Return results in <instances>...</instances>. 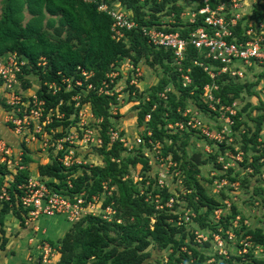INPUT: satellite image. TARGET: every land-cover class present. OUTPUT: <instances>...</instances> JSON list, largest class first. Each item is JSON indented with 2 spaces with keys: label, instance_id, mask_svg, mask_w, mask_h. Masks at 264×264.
Returning <instances> with one entry per match:
<instances>
[{
  "label": "trees",
  "instance_id": "1",
  "mask_svg": "<svg viewBox=\"0 0 264 264\" xmlns=\"http://www.w3.org/2000/svg\"><path fill=\"white\" fill-rule=\"evenodd\" d=\"M222 1L228 2L209 0V4L215 7ZM101 2L109 6L117 3L134 20L135 26L124 29L121 39L111 37L112 19L106 12L97 9ZM197 3L198 0H188L187 4L180 0H0V56L14 51L25 57L28 63L22 69V80L24 73L33 72L37 75V96L45 100L47 107L62 101L59 109L64 112V117L60 121L54 120L52 126L59 123L66 125L70 113L76 114V109L72 112L74 100L71 97L74 94L79 95L80 103H89L95 118H101L98 125L102 143L93 149L101 157L102 165L64 166L56 156L48 163L38 164L39 175L57 179V184H48L69 197L80 192L85 199L93 194H101L102 205H111L115 211L111 220L85 214L71 222L60 238L48 240L58 254L57 259L50 257L51 262L44 263L41 261V254H37L31 261L18 264H151L154 259L149 248L172 249L168 253V260L157 261L158 264H171L175 255L177 262L182 259L183 264H205L200 244L194 239L184 241L186 233L183 231L191 230L190 234L194 238V230L197 228L199 233L209 231L205 234V242L212 244L213 233H219L227 247L231 244L239 251L246 249L239 253L228 249L226 254H216L214 251L215 260L212 264H264V257L255 253L256 246H264V231L260 226H246L241 224L242 221L232 224L230 218L238 211L234 205L231 213L221 214L217 220L212 219L213 211L217 208L222 210L226 204L224 200L219 202L213 192L209 193L198 175L200 167L208 162L207 159L216 162L217 148L211 147L212 151L208 153L195 148L192 137L203 140L198 130H177L167 126L176 120L186 119L187 116H183L182 112L188 106H196L202 114L213 116L217 113V110L207 108L203 100L202 90L205 84L214 83L217 86L212 89L213 96L218 99L214 102L215 107L230 105L234 100H244V94H253L256 99L259 98V91L252 90L256 82H242L228 73H221L213 78L199 65L198 62L201 61L202 64H207L208 59L203 57V47H195L190 42L188 33L202 23V16H197L195 23H188L180 17L186 6L195 11ZM252 7L250 17L264 21V0H253ZM151 26L164 32L177 31L182 37L188 38L180 64L176 63L171 48L147 42L141 28ZM127 60L133 68L125 80L128 91L125 101L135 98V117L142 137V142L131 150H127L120 142L110 140V128H115L121 120L118 113H111L113 105L119 106L117 94L99 93L96 88L86 90L88 83L98 87L102 80H108L107 73ZM41 61L44 63L40 64ZM141 62L159 77L156 83L144 90L136 83H129L132 77L139 83L143 80L142 69L139 77L133 76L135 68L141 67ZM180 65L191 78V83L184 87L177 70ZM254 68L252 65L247 70L250 72ZM82 70L91 72V76L85 79ZM62 77L69 78L70 87H65L66 83L61 82ZM75 80H80L82 84L76 86ZM50 81L62 85L55 94L47 91L45 83ZM119 81V76L114 78V83ZM263 109L264 102L255 104L249 100L238 107L231 116V135L235 143L219 145L222 149H234L238 145L242 150L243 161L240 166L244 171L249 167L251 170L243 176L236 178L238 174H235L229 178L231 181L240 179V183L244 185L248 178L254 177L253 194L257 193L259 196L264 191V178L260 177L263 172L262 164L258 162L264 151V139L258 140L264 121ZM254 111L255 124L250 127L243 115L244 112L251 114ZM146 113H149L147 121L144 120ZM155 142L160 143L162 156L171 155L175 165L170 167V173L179 172L177 176H182L189 192L176 190L174 194L168 192L167 186L156 185L155 177L150 174L152 167L148 164L149 157L142 154L144 148L151 149ZM30 160L25 153L24 164ZM137 163L141 164L137 173L141 179L134 181ZM153 163L156 164V161ZM215 164L220 167L218 163ZM240 172L239 169L237 173ZM5 174L4 165L1 164L0 187L5 182ZM28 175L27 165L18 170L8 182L9 199L0 201V252L4 250L6 242L2 228L3 216L11 212L20 219L21 224L25 223L27 211L20 203V192L16 184ZM220 193L224 195L225 192L221 189ZM155 195L162 199L172 195L173 206L155 210L152 201ZM190 213H193L191 218L185 220L184 217L191 215ZM227 231L233 233L231 238ZM181 246H185L191 254L180 251Z\"/></svg>",
  "mask_w": 264,
  "mask_h": 264
},
{
  "label": "built area",
  "instance_id": "2",
  "mask_svg": "<svg viewBox=\"0 0 264 264\" xmlns=\"http://www.w3.org/2000/svg\"><path fill=\"white\" fill-rule=\"evenodd\" d=\"M83 1L89 2L92 0ZM180 1L185 4L188 2V0ZM117 5L109 6L105 2H101L98 4L97 9L110 15L112 19L110 26L111 37L119 40L124 35V29H130L135 26V22L120 6L117 7ZM196 6L198 7L195 11L186 6L181 11L180 17L188 23H195L197 16H202V23L193 28L188 34L190 35V42L195 47H203V57L208 59V63L202 64V61L198 63L203 66L204 71L210 77L214 78L221 73H228L242 80L246 73H248L247 67L249 68L252 65L255 68L264 66V21L259 18L253 19L250 17L252 12L246 9L247 0L222 1L217 3L215 7L210 6L209 0H198ZM141 32L151 45L171 48L175 54L176 63L180 64L188 38L182 37L177 31L164 32L155 26L143 27L141 28ZM194 62L196 63V61ZM27 63L25 57L19 56L14 51L5 52L0 56V88L10 94L6 100V108L10 109L3 108L0 111V121L9 123L13 132L20 136L23 142L32 143L38 140L42 147L55 151L58 156L57 159L64 166L84 164L85 162H82L79 156L76 155L75 147L101 145L102 139L99 134L98 125L101 118H95L89 103H80L79 95L74 94L71 97L74 100V109L72 112L76 109V114L70 113L66 125L59 123L56 126H52L54 120L60 121L64 117V112L59 109V104L62 101L60 100L58 104L47 107L45 100L37 96V90L28 96H23L20 93L23 76L22 69ZM43 63L44 61L40 62V64ZM132 68L129 60L124 61L117 69L107 73L108 80H102L98 87L88 83L86 90L96 88L99 93H116L119 101L120 98L118 95L126 84L124 83L122 87L120 82L114 83V78L124 75V80H126V72H129ZM177 70L180 72L183 87L189 85L191 83L190 76L183 71L181 65L177 67ZM81 73L85 79L91 76V72H86L85 70H82ZM141 74V67L137 66L133 76L139 77ZM61 82L66 83L65 87H70L69 78L62 77ZM137 82L138 80L135 77H132L129 81L130 84H138ZM45 84L47 91L51 94H55L62 86L56 81H50ZM81 84L80 80H75L76 86H80ZM216 87L214 83L205 84L202 90V97L207 104V108L217 110V113L213 116L220 121L219 124L215 125L213 123L214 125H212L204 119V114L196 106H188L182 112L183 116H187L186 119L176 120L168 123L167 126L177 130H198L206 142V151H209L213 146L217 148L216 162L220 164L219 169L223 172H228L229 168H233L236 165L232 164V167L225 168L224 163L228 164L229 162L243 159V152L238 146H235L234 149L229 147L222 149L219 145L221 143L226 145L231 144L230 142L232 144L235 143L231 135V126L233 124V118L231 116L238 109L239 102L238 100H234L230 105L215 107L214 102H217L218 99L213 96L212 89ZM86 90H83V92H86ZM258 91L259 98L257 102H264V86L259 87ZM68 103L69 101H67ZM117 108L118 106L113 105L111 107V113L117 114ZM262 114L264 115V109L262 110ZM148 119L149 113H146L144 120L147 121ZM63 130H65L63 134L59 136L55 135L58 131ZM109 135L111 141L120 142L127 150H131L142 142V137H134L131 147H128L127 144L129 142L122 136L124 134H120L115 128H110ZM262 139L263 137H258V140ZM159 144V142H155L151 149L144 148L142 154L148 155L149 157L148 164L152 167L150 174L155 177L156 185L159 187L167 186L168 192L176 194L174 183H181L183 180L182 176H177L179 172H173L176 173L174 178H177L167 184L166 182H161L156 170H154V166H157L158 161L166 164V167L168 166V169L166 168L167 172H170V167L175 165L170 154L164 156L160 154ZM59 153L61 155H58ZM20 160L21 151L13 157V148L0 135V165H4L5 176H7L5 182L0 187L1 200L9 199V193L7 191L8 182L13 179V175L18 170L23 168V165L19 163ZM155 161L156 164L153 163ZM258 162L262 164V173H264V151L260 154ZM178 178H180L179 181H177ZM213 178L216 179L215 186L217 188L226 183L222 178L215 176ZM140 179V175L135 173L133 180L138 181ZM68 185L70 186L69 181ZM16 187L20 192V203L27 211L25 223L40 216L61 215L69 222H74L85 214L98 215L107 220H111L114 216L115 211L111 205H102L103 195L101 194H93L89 199H85L84 194L80 192L73 197H69L59 193L44 178L31 174L23 181L17 183ZM103 188H107L105 184H103ZM185 191H189V189L187 188L181 192L184 193ZM152 201L155 210H160L173 206L174 198L172 195H169L165 199H162V197L155 195L152 197ZM219 211H221L220 208L215 209L213 211V217L215 216L219 219ZM190 214L186 215L184 219L189 220L193 213ZM227 233L228 237L231 238L232 236H229L231 232L227 231ZM194 234L197 243H202V241L206 240L205 235L203 233L199 234L198 230L194 231ZM212 238L213 242L216 244L218 242L219 245L222 244L221 240H224L219 233H213ZM256 247L262 249L263 251H261L264 253V246ZM36 249L38 250V254H41L42 262H51L50 257L54 250L48 243L38 244L36 245ZM243 249L244 251L246 250L245 248ZM222 254H226V252ZM28 261H31V258H28Z\"/></svg>",
  "mask_w": 264,
  "mask_h": 264
},
{
  "label": "rangeland",
  "instance_id": "3",
  "mask_svg": "<svg viewBox=\"0 0 264 264\" xmlns=\"http://www.w3.org/2000/svg\"><path fill=\"white\" fill-rule=\"evenodd\" d=\"M253 4V0H247V6L246 9L248 11L253 10L252 7ZM141 69L144 72V77L143 80L139 83L137 82L139 85V88L141 89H146L148 88L151 84L156 83L157 79L159 78L157 74H155L153 71H151L144 63H140ZM126 74H128V72H126ZM160 76V75H159ZM120 79V85H122V87L124 86V75L119 77ZM242 82H256V85H254L252 87V90L254 91H258L259 87H263L264 86V68L262 67H256L254 68L251 72L246 73L245 77L240 80ZM117 82V83H119ZM128 94H127V87H123V90L120 91L118 97L120 98V100L118 101V108H117V113L120 115L119 118H121L120 122L115 126V129L118 132H123L124 135H122L126 141H128L129 143L127 144L128 147H131L134 137H141L140 134V127H137V121H136V117H135V105L136 101L135 98L132 97V100L130 102L125 101V99L127 98ZM258 99V98H257ZM257 99L252 95H246L244 94V100H238L239 105L238 107H241L244 103H246L248 100L255 103L257 102ZM262 101V100H261ZM260 102H257V104ZM208 116V117H207ZM253 116H256L255 111L251 114H246V112H244V119L247 120L248 124L250 125V127H253L255 122L253 120ZM204 117L207 121H209L212 125H214L213 123L219 124V120H217L214 116H212V114H204ZM244 129V128H242ZM238 137L239 134L238 132L235 133ZM260 138L263 137L264 139V121L262 123V129L260 131ZM231 139V138H230ZM194 142V147L195 148H199L202 149L205 152H211L212 148H210L209 151H206V142L204 140H200L198 138L192 137L191 139ZM191 141V142H192ZM232 143V142H230ZM238 146V145H237ZM90 148V147H89ZM88 148V149H89ZM188 150L190 148H187ZM95 153H91V157L90 160L88 159L87 161H85V163L87 162H96L95 160ZM204 157H206V155H204ZM81 157H79L80 159ZM241 160L243 161V159L241 158ZM241 160H235L234 162H229L224 163V167L229 168L232 167V164H235L236 166L233 167V169H230L228 172H223L222 170H220V167H217V165L215 163V161L207 159V163L204 164L202 167H200V175H198L199 178L202 179V182L204 185L207 186L209 193L213 192L212 194L219 200V202H221L222 200H224V203L226 204L225 208H222L221 211H219V214L221 216V214H229L231 213V209L232 206H235V209L238 210L237 213L234 215V217L230 218V222H232V224H237V222H241V224H244L246 226H260L263 231H264V191L263 193L261 192V196H259L257 193L253 194V186H254V177H250L246 180V182L244 183V185L242 183H240V179H235V180H230L229 177H232L233 175H236V178L240 175L243 176L245 174V172H249L250 171V167L246 169V171L242 170V166L241 165ZM103 164V162H102ZM219 164V163H218ZM165 166V167H164ZM220 166V164H219ZM158 174V176L161 179V182H166L167 184H169L175 177L176 173H170L167 172L168 166L166 167V164H163L162 162L158 161L157 166H154ZM167 168V169H166ZM141 169V164L137 163L135 170V173H138L139 170ZM223 170H225L222 167ZM239 169L241 170L240 173ZM161 173V174H160ZM226 174V176H225ZM222 175V177H221ZM217 177V178H222L223 181H226V183H224L220 190L219 188H217L215 186V181L216 179H214L213 177ZM260 177L264 178V173H260ZM209 178L211 179V182H209ZM180 178L177 179V181H179ZM227 184V185H226ZM187 184H184V181L182 180L181 183H174V189L175 190H181L182 192L187 189L188 187H186ZM262 185L264 186V182L262 183ZM189 189V188H188ZM221 189L225 192L224 195H221L220 191ZM189 192V191H185L184 193ZM43 217L45 219H50V216H40L39 219H43ZM59 219L60 223H62L63 225H67V221H65L61 215L58 216H54L53 219ZM212 219L217 220L218 218H216L215 216L212 217ZM151 221L153 222V219H151ZM194 224V223H193ZM196 226V225H195ZM188 227V226H187ZM194 227V226H193ZM198 229V228H197ZM197 229H195L194 231H196ZM190 230V229H189ZM184 233H186L184 241H189L191 240H195L196 238H192L190 232L191 230L188 231H183ZM209 231H207L208 234ZM231 232V231H229ZM200 234V233H199ZM204 234V235H205ZM53 235V231H50L48 233V237ZM229 236H233V233H229ZM206 240H207V236L205 235ZM206 240L202 241V243H199V249L200 252L203 253L204 257H205V264H212V262H214L215 260V256L214 251L216 252V254L219 253H223L226 252L228 249L239 253L244 251V249H241L240 251L238 249L235 248L234 245L229 244V246L227 247L226 245H224V240L222 241V244H217L215 242L208 243L205 242ZM194 241V242H195ZM197 242V241H196ZM205 242V243H204ZM207 243V244H206ZM234 243V242H232ZM215 244V245H214ZM257 249L255 250L256 254H259V256L264 257V253L262 252L263 250L256 247ZM151 250V254L153 256L154 262H152L151 264H158L157 261L160 262H165L166 260H168V253L172 250L170 248H168L167 250H157V249H153V248H149ZM216 249V250H215ZM262 250V251H261ZM180 251L182 252H186L187 253V249L185 246H181L180 247ZM176 254H178V252H176ZM188 255L191 254V252L189 251V253H187ZM177 255H175L174 257H172L171 264H183V260L181 259L179 262H177Z\"/></svg>",
  "mask_w": 264,
  "mask_h": 264
},
{
  "label": "crops",
  "instance_id": "4",
  "mask_svg": "<svg viewBox=\"0 0 264 264\" xmlns=\"http://www.w3.org/2000/svg\"><path fill=\"white\" fill-rule=\"evenodd\" d=\"M115 5H117V3H115ZM117 7L119 6L117 5ZM20 87V93L23 96H28L38 90L39 82L37 75L33 74V72L24 73V77ZM9 95L10 94L8 92L0 88V111L3 108L7 107L6 100ZM6 109L9 110L10 108ZM64 131L65 130L58 131L55 135L59 136L63 134ZM0 135L13 148V157H15L18 152L21 151V160L19 161V163L23 166L27 165L29 174L31 175L41 177L37 171L38 164L48 163L50 162L52 157L57 156V153L52 149L42 147L40 141L38 140L33 141L32 143L23 142L20 139V136L16 135L13 132L9 123H4L3 121H0ZM93 148H95V146H77L75 147V152L77 156L81 157L80 160L82 162H85L88 159L90 160L91 153H95L94 156L96 162H87L84 164L102 165L101 157L96 153V151H94ZM25 153H27L31 159L26 165L23 162V156ZM41 178H44L47 183H58V180L52 177ZM0 201L4 200L0 199ZM53 217L54 216H50V219H45L44 217L43 219H39L38 217L32 221H29L28 223L21 224L20 219L13 215V213H6L2 219V228L4 230L6 242L4 250L0 252V264L26 263L28 261V258H32L38 254L36 245L42 243H48L50 245L48 240L55 241L56 239L60 238L64 234V232L68 230L71 225V222L67 221L66 218L62 217L68 223L67 225H63L62 223H60L59 219H53ZM50 231H53V235L48 237V233ZM51 247L54 250L51 258L57 259L58 254L55 252L54 247Z\"/></svg>",
  "mask_w": 264,
  "mask_h": 264
}]
</instances>
